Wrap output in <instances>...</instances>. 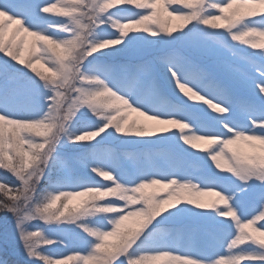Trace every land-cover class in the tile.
I'll return each instance as SVG.
<instances>
[{"label": "snow or ice", "instance_id": "6c2138e0", "mask_svg": "<svg viewBox=\"0 0 264 264\" xmlns=\"http://www.w3.org/2000/svg\"><path fill=\"white\" fill-rule=\"evenodd\" d=\"M118 5L143 11L124 15L129 9ZM53 11L65 19L42 15ZM205 29H222L231 41L261 49L264 65V0H0V53L38 77L12 68L7 59L0 63V169L17 181H0V211L12 217L30 264H264V67L252 74L218 63L248 91L237 98L183 54L219 56L229 47L220 33ZM21 32L33 38L30 45L17 41ZM160 43L171 49L159 62L169 85L219 115L167 95L153 77L154 66L133 70L115 63L138 44ZM120 69L124 73L117 76ZM10 71L27 83L15 86ZM130 113L143 119L129 120ZM169 126L179 130L184 145H207L201 149L207 155L197 159L229 175L189 177L173 151L160 166L138 162L125 171L105 146L116 139L106 131L112 129L123 137L118 143L146 153L177 138L167 135ZM63 149L73 155L63 157ZM73 162L83 174L74 172ZM150 188L166 191L147 193ZM250 195L255 201L246 206ZM206 196L216 199L201 202ZM182 221L192 222L180 230L194 241L190 248L164 228ZM35 222L75 226L84 234L83 251L53 259L42 246L60 241L33 228Z\"/></svg>", "mask_w": 264, "mask_h": 264}, {"label": "rangeland", "instance_id": "374dc122", "mask_svg": "<svg viewBox=\"0 0 264 264\" xmlns=\"http://www.w3.org/2000/svg\"><path fill=\"white\" fill-rule=\"evenodd\" d=\"M38 2H43V0H38ZM49 3H59V0H49ZM117 7H127L129 9V12L124 13V15H131L134 11H143V9H135L134 5H118ZM173 7H181L180 5H173ZM183 10V9H182ZM243 11V9H241ZM46 16L50 20H59V19H65L63 17L57 16L55 11L50 13H44L42 14ZM173 23H177L173 21ZM17 27V25H9V32L8 35H11L12 30H14ZM188 27H191L189 25ZM203 27V26H201ZM206 31H216L220 33V36L224 38V42L229 46L223 49V51L220 53L219 56H207L200 53H195L191 51H185L183 52L184 55L190 56L192 59L196 60L198 63L202 65L205 69H207L214 77H222L224 78V82H226L229 86L232 87V91L236 94H245L249 95L248 91L240 86H238L235 83H232L228 77L217 67L218 63L227 62L233 69L241 72L246 73H252V74H258L264 65H262L261 60L259 59L258 53L261 51V49H252L248 47L247 45L239 44L238 42H233L230 40V38L227 37V34L222 30H210L205 29ZM184 31H187V28L184 29ZM57 35H64L63 33H56ZM145 35L146 34H142ZM173 35H179V33H174ZM8 36H6L7 40ZM20 39H23L27 45L31 44L32 37L26 36L24 33H19L17 35V41ZM149 39H151L149 37ZM168 39V38H165ZM171 49L164 45L163 43L155 44V45H143L138 44L131 49H129L127 52L123 53L120 57H118L115 60V63L117 64H124L132 66L133 70H135L138 66L142 65H152L156 69V71L153 73V77L157 80L160 79V86L163 87L166 92H170L173 94V96H179L182 100H184L186 103L191 104L195 107L204 108L209 115H219L217 113H213L211 109L207 107V105L203 104L202 101H196L191 100L189 101L187 97L183 95V93L179 92V89L175 88V84L172 83L171 86L167 82V79L165 78V74L163 70L159 67V62L165 58ZM25 59L28 58V50L25 49L24 53ZM5 59L8 60L9 64L12 66V68H18L21 70V72L26 73L27 76L32 77L34 79L38 80V77L35 76V73L31 71L30 68H25L23 65L17 64L15 61H12L10 57H5L3 53H0V63H2ZM33 63L35 64V59H33ZM38 71H43V65L42 64H36L35 65ZM119 75H123L124 69H120L117 71ZM9 78L10 81L15 86H23L27 83V80L25 78H20L19 74L16 72H9ZM174 90V91H173ZM95 119V118H92ZM129 120H142V117H138L136 113H130L128 116ZM172 127V126H169ZM106 131H113L114 136L116 139H109L106 141L105 146L108 150L111 152H114V146L121 147L126 146L128 148H131L129 150H142L141 148L135 146V145H123L118 143V140L123 139L119 134H115L114 130L108 129ZM187 131V130H185ZM175 133L176 139H173L171 141L165 142L164 144L153 146L150 150H148L146 153L144 152L141 158V161L149 162L154 165L160 166L164 163L165 156L169 151L178 152L180 153L182 157V164L185 165L187 171V175L189 177H195L200 175H206L208 173L214 172L218 175H229L227 173H221L218 169L215 168V165L210 160H199L197 157H204L207 155L206 152H202L201 149L206 148L207 145L201 143L198 145L197 148L193 149L188 145H184L182 141L178 139L180 132L175 127H172V132L167 133V135H172ZM152 139H155L153 137ZM94 143V141H93ZM160 148L161 150H156ZM236 148H239L241 151H248V149L244 145H236L233 146ZM183 150V151H181ZM118 153V152H115ZM188 153H191V155H188ZM61 154H63L65 157H71L73 153L68 149L61 150ZM192 160H195L192 162ZM121 162V163H120ZM118 163L120 167L123 170H129L131 167V162L128 160H121V157L118 158ZM125 165V167L123 166ZM196 166V169H193L192 167ZM77 166V165H76ZM184 167V166H183ZM184 167V168H185ZM0 173H3L4 175L8 177H12L11 174L7 173L6 170L0 169ZM101 179L102 181H105L102 177H97ZM15 180V179H14ZM106 183H110L109 181H106ZM147 193L151 192H164L166 190L159 189V188H150L145 190ZM2 200L4 199L3 194H1ZM216 198L214 196H206L201 198V202H208L210 200H215ZM255 201V196L250 195L246 200V206L251 205ZM79 202L78 199L69 201V205L74 206ZM35 223H41L43 222H35ZM192 224L191 221H182V222H173L170 224H167L164 226L165 231H175L178 236H180V239L178 240V243L184 247V248H190L194 246V241L191 239H188L186 237H183L180 233L181 229H184L187 226H190ZM49 231L53 233V235H61L58 241H60L59 244H53L51 246H42V248H56V247H69L70 245L77 243V236H83V233H80L75 226L73 225H64V224H50L45 225L43 224ZM199 227H204V225H199ZM61 232V233H60ZM57 241V240H54ZM77 241V242H76ZM241 247H244L242 245ZM0 249L7 251L9 253H12L16 256H18L20 259L26 260L24 253L21 249V245L19 241L16 239L14 229H13V220L12 217L2 211H0ZM83 251V250H81ZM217 251H222L221 249H217ZM62 258V257H61ZM41 264V262H40ZM241 264H252V262L249 261H241Z\"/></svg>", "mask_w": 264, "mask_h": 264}, {"label": "trees", "instance_id": "16d2710c", "mask_svg": "<svg viewBox=\"0 0 264 264\" xmlns=\"http://www.w3.org/2000/svg\"><path fill=\"white\" fill-rule=\"evenodd\" d=\"M117 76H121L118 74V72L116 73ZM217 79L219 80H222V81H225L224 78L222 77H217ZM157 80L158 82L160 83V79H158V76H157ZM226 83V82H225ZM227 84V83H226ZM231 89L232 87L229 86ZM163 91L169 95L170 97L173 96V94H171L170 92H166L165 89L162 87ZM233 92V91H232ZM234 96H236L237 98H245V97H248L247 95L245 94H236L235 92H233ZM94 122H99L97 121L96 119H92ZM114 152H118V153H115L117 158H120L121 157V160H128L129 162H131V164H135V163H143L141 161V158L143 157V153L144 151L142 150H129L131 148H128L126 146H121V147H116L114 146ZM156 150H161L160 148L157 147ZM63 157H65L63 154H61ZM195 161V160H192V162ZM121 163V162H120ZM73 170L74 172L77 174V175H80V174H83L82 173V170L79 168V166L73 162ZM125 167V165H123ZM182 166L185 167V165L182 164ZM194 166V165H192ZM193 169H196V166L192 167ZM185 169V172L187 174V171L189 172L188 169H186V167L184 168ZM187 170V171H186ZM127 171V170H126ZM96 180L99 181L100 183H106V181H102L101 179L97 178L96 177ZM0 181H3L5 182L6 184L8 185H14V184H17V181L14 180L13 177H8L6 175H4L3 173H0ZM42 187H44V185H42ZM2 193H0V200H2V196H1ZM33 228H36L38 230H41L45 233L46 236H48L49 238H52L53 240H59L57 238H60L61 235H53V233L51 231H49V229H47L43 224L41 223H34L32 225ZM61 233V232H60ZM79 237L81 236H77V243H74L72 245H70L69 247H56V248H42L41 251H43L45 254H48L50 255L53 259H56V258H61L62 257V254L64 253H67V254H73V250H83L84 249V245L80 242L79 240ZM0 264H30L28 263L27 261H24L22 259H20L18 256L12 254V253H9L7 251H4L2 249H0ZM42 264V262H41Z\"/></svg>", "mask_w": 264, "mask_h": 264}]
</instances>
